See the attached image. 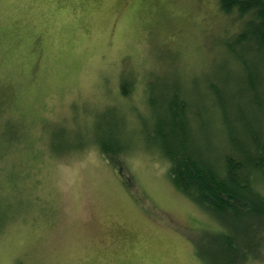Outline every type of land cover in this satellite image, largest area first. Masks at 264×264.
<instances>
[{"label":"rangeland","instance_id":"rangeland-1","mask_svg":"<svg viewBox=\"0 0 264 264\" xmlns=\"http://www.w3.org/2000/svg\"><path fill=\"white\" fill-rule=\"evenodd\" d=\"M237 23L219 0H0V264L221 255L224 226L174 183L149 133L178 86L190 101L215 77L228 93L241 84L225 46ZM207 92L193 103L207 112L200 140L217 146ZM105 136L130 146L124 172L100 151ZM251 222L262 246L237 263L264 264V223Z\"/></svg>","mask_w":264,"mask_h":264},{"label":"trees","instance_id":"trees-1","mask_svg":"<svg viewBox=\"0 0 264 264\" xmlns=\"http://www.w3.org/2000/svg\"><path fill=\"white\" fill-rule=\"evenodd\" d=\"M219 7L225 14L237 15L238 29L225 40V46L231 54L228 58L244 68L241 84L228 93L221 78L215 77L216 83L212 81L207 88L210 92L191 88L190 101L178 86L179 90L166 93L158 105L154 134L150 132L149 137L170 164L174 183L224 226L215 240L221 255L210 264H227L228 257L232 264H239L238 257L242 263L248 251L262 246L254 229L251 232L245 224L247 220L264 223V0H219ZM231 80L226 85L230 86ZM130 91L123 81L122 93ZM201 91L212 93L209 113L220 141L217 146L200 140L208 134V141L211 136L203 118L207 112L193 103L194 93ZM259 114L262 117L256 118ZM122 143L119 137L109 141L106 136L98 142L102 154L119 172L125 171L122 155L130 149ZM63 147L72 146L64 143ZM239 237L248 243L243 252Z\"/></svg>","mask_w":264,"mask_h":264}]
</instances>
